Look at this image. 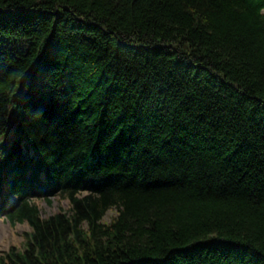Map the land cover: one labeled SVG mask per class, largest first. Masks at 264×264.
<instances>
[{"label": "trees", "instance_id": "obj_1", "mask_svg": "<svg viewBox=\"0 0 264 264\" xmlns=\"http://www.w3.org/2000/svg\"><path fill=\"white\" fill-rule=\"evenodd\" d=\"M0 198V264H264V0H0Z\"/></svg>", "mask_w": 264, "mask_h": 264}, {"label": "rangeland", "instance_id": "obj_2", "mask_svg": "<svg viewBox=\"0 0 264 264\" xmlns=\"http://www.w3.org/2000/svg\"><path fill=\"white\" fill-rule=\"evenodd\" d=\"M38 206L42 216H48L56 212H68L70 203L67 199L54 198L51 203L38 201ZM116 210L111 208L104 215L103 220L108 222L115 215ZM30 231L27 221L10 223L3 215H0V256L9 248H21L24 242V234Z\"/></svg>", "mask_w": 264, "mask_h": 264}, {"label": "bare ground", "instance_id": "obj_3", "mask_svg": "<svg viewBox=\"0 0 264 264\" xmlns=\"http://www.w3.org/2000/svg\"><path fill=\"white\" fill-rule=\"evenodd\" d=\"M1 235V234H0Z\"/></svg>", "mask_w": 264, "mask_h": 264}]
</instances>
